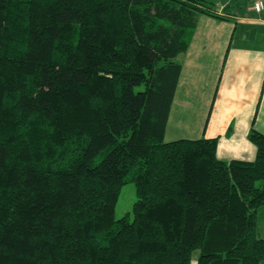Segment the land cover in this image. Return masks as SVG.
I'll return each mask as SVG.
<instances>
[{
  "label": "trees",
  "instance_id": "trees-1",
  "mask_svg": "<svg viewBox=\"0 0 264 264\" xmlns=\"http://www.w3.org/2000/svg\"><path fill=\"white\" fill-rule=\"evenodd\" d=\"M199 15L228 19L205 0H0V264H263L264 134L251 162L164 140Z\"/></svg>",
  "mask_w": 264,
  "mask_h": 264
},
{
  "label": "crops",
  "instance_id": "crops-1",
  "mask_svg": "<svg viewBox=\"0 0 264 264\" xmlns=\"http://www.w3.org/2000/svg\"><path fill=\"white\" fill-rule=\"evenodd\" d=\"M217 6L199 15L184 54L164 132L166 142L218 138L219 160L251 162V128L264 134V11Z\"/></svg>",
  "mask_w": 264,
  "mask_h": 264
},
{
  "label": "rangeland",
  "instance_id": "rangeland-1",
  "mask_svg": "<svg viewBox=\"0 0 264 264\" xmlns=\"http://www.w3.org/2000/svg\"><path fill=\"white\" fill-rule=\"evenodd\" d=\"M216 7H227L228 2L231 1L230 5L241 7L245 0H205ZM135 188L133 183L124 185L119 193L118 200L115 205L114 215L115 218H120L129 213L131 214L132 205L135 201ZM257 231L261 239L264 240V206L259 207L257 210ZM264 264V261H263Z\"/></svg>",
  "mask_w": 264,
  "mask_h": 264
},
{
  "label": "built area",
  "instance_id": "built-area-1",
  "mask_svg": "<svg viewBox=\"0 0 264 264\" xmlns=\"http://www.w3.org/2000/svg\"><path fill=\"white\" fill-rule=\"evenodd\" d=\"M252 10L256 13L264 11V0H254L252 3Z\"/></svg>",
  "mask_w": 264,
  "mask_h": 264
},
{
  "label": "bare ground",
  "instance_id": "bare-ground-1",
  "mask_svg": "<svg viewBox=\"0 0 264 264\" xmlns=\"http://www.w3.org/2000/svg\"><path fill=\"white\" fill-rule=\"evenodd\" d=\"M261 13V12H260Z\"/></svg>",
  "mask_w": 264,
  "mask_h": 264
}]
</instances>
